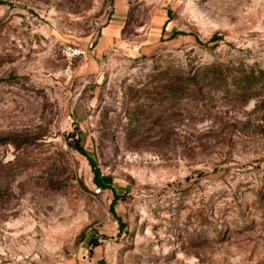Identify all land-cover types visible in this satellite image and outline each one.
<instances>
[{
    "label": "rangeland",
    "instance_id": "374dc122",
    "mask_svg": "<svg viewBox=\"0 0 264 264\" xmlns=\"http://www.w3.org/2000/svg\"><path fill=\"white\" fill-rule=\"evenodd\" d=\"M263 71L264 0H0V264H264Z\"/></svg>",
    "mask_w": 264,
    "mask_h": 264
},
{
    "label": "trees",
    "instance_id": "16d2710c",
    "mask_svg": "<svg viewBox=\"0 0 264 264\" xmlns=\"http://www.w3.org/2000/svg\"><path fill=\"white\" fill-rule=\"evenodd\" d=\"M217 39V36L212 37V40ZM249 68H255V67H249ZM215 69L213 68H198L194 74L189 73L185 77L182 76V83H180V87L182 88L181 91H185L184 89L186 87H204V85H207V83H223L227 82V78H223V76H217L216 72H213ZM264 71L262 72L261 76H248L244 81L246 83V86L244 88L249 89L257 84H259L263 80ZM237 84L236 80L234 82ZM210 85V84H209ZM180 97V96H179ZM183 97V96H182ZM3 141V140H1ZM77 149L85 153V150L81 146L75 145ZM89 159H91L89 157ZM99 174V171L97 170V174L95 176L96 184L101 188L106 187V183L103 179H101Z\"/></svg>",
    "mask_w": 264,
    "mask_h": 264
},
{
    "label": "built area",
    "instance_id": "2783aa9c",
    "mask_svg": "<svg viewBox=\"0 0 264 264\" xmlns=\"http://www.w3.org/2000/svg\"><path fill=\"white\" fill-rule=\"evenodd\" d=\"M67 54L69 57L86 56L88 54V49L82 47H70L68 48ZM98 190L100 191L101 188H98Z\"/></svg>",
    "mask_w": 264,
    "mask_h": 264
},
{
    "label": "crops",
    "instance_id": "0c3cea01",
    "mask_svg": "<svg viewBox=\"0 0 264 264\" xmlns=\"http://www.w3.org/2000/svg\"><path fill=\"white\" fill-rule=\"evenodd\" d=\"M108 32L110 33V36H106V39H108V41L110 40L111 44H112V27L108 28Z\"/></svg>",
    "mask_w": 264,
    "mask_h": 264
}]
</instances>
